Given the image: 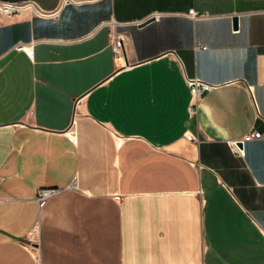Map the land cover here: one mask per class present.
<instances>
[{"label": "crops", "instance_id": "crops-1", "mask_svg": "<svg viewBox=\"0 0 264 264\" xmlns=\"http://www.w3.org/2000/svg\"><path fill=\"white\" fill-rule=\"evenodd\" d=\"M31 1L0 16V264H264V0Z\"/></svg>", "mask_w": 264, "mask_h": 264}, {"label": "built area", "instance_id": "built-area-1", "mask_svg": "<svg viewBox=\"0 0 264 264\" xmlns=\"http://www.w3.org/2000/svg\"><path fill=\"white\" fill-rule=\"evenodd\" d=\"M75 1L76 0H62L61 6L67 3L75 2ZM22 11H28L30 13L44 16V17L52 16L56 14L57 12V11H54L52 13H49V12L43 11L36 5L34 1H31V0L24 1V2H10V1H3V0L0 1V16L2 15L5 17H10ZM188 15L192 18H196V17L198 18L199 16V14H197V12L194 11L193 9L189 11ZM120 48H121V39L116 38L115 39V52L120 53ZM203 48H205V46H203ZM14 49L17 51H21V50L28 51L29 45L26 43L20 42L14 45ZM187 83L193 95V104L190 107V112L194 111V107L196 106L197 101L200 99L203 93H206L217 86V84L207 82L199 77L187 78ZM249 136L250 138L258 139L261 137V133L254 132L250 134ZM119 141L121 142L122 140L120 139ZM238 142L239 141H234L232 143L233 150L235 153L243 155L244 154L243 148L238 146ZM57 190L58 189H39L38 190V200L40 202H43L48 196H50L51 194H54ZM26 247H31L32 248L31 250L33 251V253L38 254L37 246L26 245Z\"/></svg>", "mask_w": 264, "mask_h": 264}, {"label": "water", "instance_id": "water-1", "mask_svg": "<svg viewBox=\"0 0 264 264\" xmlns=\"http://www.w3.org/2000/svg\"><path fill=\"white\" fill-rule=\"evenodd\" d=\"M154 19H155L154 16L149 17L146 20L142 21L140 24L141 25L147 24L148 22H150L151 20H154ZM233 24H234V27H237V25H238V18L236 16L233 17ZM238 143H239V145H242L241 141H239Z\"/></svg>", "mask_w": 264, "mask_h": 264}]
</instances>
